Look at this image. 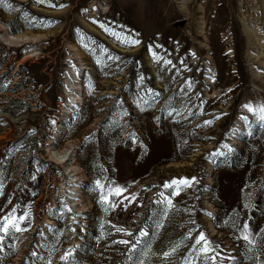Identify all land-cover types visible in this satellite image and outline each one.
Listing matches in <instances>:
<instances>
[{"label": "rangeland", "instance_id": "374dc122", "mask_svg": "<svg viewBox=\"0 0 264 264\" xmlns=\"http://www.w3.org/2000/svg\"><path fill=\"white\" fill-rule=\"evenodd\" d=\"M262 104L264 0H0V264H264Z\"/></svg>", "mask_w": 264, "mask_h": 264}, {"label": "snow or ice", "instance_id": "6c2138e0", "mask_svg": "<svg viewBox=\"0 0 264 264\" xmlns=\"http://www.w3.org/2000/svg\"><path fill=\"white\" fill-rule=\"evenodd\" d=\"M38 2H43V0H38ZM31 23V22H30ZM131 43L135 44L138 43V41H131ZM245 107H247L249 109V111H258L259 112V118L264 121V104L258 106V108H253L252 105H245ZM210 123V122H209ZM189 183V181L186 178H182L180 180V184L181 185H187ZM98 187L99 182H97ZM172 184H176V181H173ZM172 185L166 184L165 187H170ZM112 195H119L120 194V190L117 189L116 191L111 193ZM168 203L170 204L171 201H168ZM27 215V214H26ZM25 216H20V217H16L14 214H9L8 216L2 217L0 218V251L3 250V242L5 240V237L12 231L15 232H20L23 231L24 229H22L20 227V221H23L25 218ZM244 230H245V235L242 237L243 240H245L246 242L249 243L250 246L252 247H259L261 249V255L264 256V237L261 238V240L259 242L250 239L248 233V225L244 226ZM141 236H145L147 235V233L145 232H141L140 233ZM203 242V243H202ZM120 243L123 244H127L130 245L131 248L134 250L136 245L135 243H133L132 241H128V240H124V241H120ZM195 245H202L199 249H198V253L200 256L207 258V253L211 250V244L209 241H207L204 233H200L199 236L195 239ZM173 251H175V249H173ZM165 257L169 256L170 253L169 252H165L163 254ZM62 260H67L68 256L65 255L64 257H61ZM213 261L215 260V257L210 258ZM48 264H51V261L48 262ZM140 264H142V262H140ZM186 264H193V262L189 261L186 262Z\"/></svg>", "mask_w": 264, "mask_h": 264}, {"label": "bare ground", "instance_id": "6f19581e", "mask_svg": "<svg viewBox=\"0 0 264 264\" xmlns=\"http://www.w3.org/2000/svg\"><path fill=\"white\" fill-rule=\"evenodd\" d=\"M216 1V0H215ZM224 2V1H223ZM226 2V1H225ZM236 2V1H235ZM214 4V3H213ZM218 4V3H217ZM214 10V9H213ZM215 11V10H214ZM230 14V13H229ZM186 15V14H185ZM257 23V22H256ZM255 25V24H254ZM232 26V25H231ZM246 28H247V26H246ZM220 31V30H219ZM249 33V32H248ZM52 153V152H51ZM53 157H55L54 159L55 160H57V161H59V162H61V163H66V161L67 160H69V158H72L71 157V152H70V148H68V149H66V150H64V151H62V152H57V151H54V153H53V155H52ZM73 175H75V173H73L71 176H73ZM77 181V179H76V177H74L72 180H69L68 181V184L70 183V187L71 188H69L70 190H72V191H75V189H77V185H76V182ZM76 182V183H75ZM76 192V191H75ZM75 194H77V193H75Z\"/></svg>", "mask_w": 264, "mask_h": 264}]
</instances>
